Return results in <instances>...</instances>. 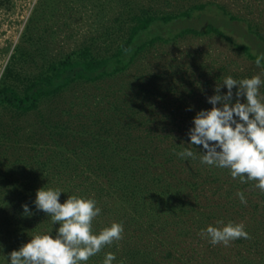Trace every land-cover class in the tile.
Returning a JSON list of instances; mask_svg holds the SVG:
<instances>
[{"label": "trees", "instance_id": "trees-1", "mask_svg": "<svg viewBox=\"0 0 264 264\" xmlns=\"http://www.w3.org/2000/svg\"><path fill=\"white\" fill-rule=\"evenodd\" d=\"M114 22L105 32L111 46L104 55L82 46L24 74L16 69L19 46L10 52L0 75V124L36 113L47 137H8L0 148V264H10L9 254L34 235H55L59 225L34 204L43 187L62 191L60 203L71 195L94 199L101 209L92 222L94 233L122 224L123 238L86 264H103L109 252L116 257L112 264H264V192L226 168L202 164L204 149L190 145L188 136L197 112L212 108L207 98L225 77H252L237 60L181 59L157 73L142 72L137 85L130 81L110 95L83 97L85 105L92 104L84 108L78 102L74 114V102L65 100L66 118L54 120L42 109L72 86L118 78L150 48L187 36L220 38L237 58L256 65L264 55L260 22L215 1L161 13L141 5ZM257 67L264 81V60ZM226 93L222 87L220 94ZM73 115L77 121H71ZM185 148L195 158L177 155ZM25 204L33 215H24ZM217 221L243 224L251 238L212 245L201 232L222 227Z\"/></svg>", "mask_w": 264, "mask_h": 264}, {"label": "rangeland", "instance_id": "rangeland-1", "mask_svg": "<svg viewBox=\"0 0 264 264\" xmlns=\"http://www.w3.org/2000/svg\"><path fill=\"white\" fill-rule=\"evenodd\" d=\"M215 1L224 4L233 14L260 22L264 32V0H0V75L9 59L10 52L18 45L22 55L17 59L16 69L24 74H34L42 64L53 58H60L71 50L90 46L101 55L110 51V38L105 32L116 25L115 17L135 11L141 5H150L161 12L178 11L191 3ZM198 59L220 62L224 59L237 60L253 75L260 76V69L249 61H242L234 55L226 42L216 37L181 38L173 44H158L146 51L136 64L125 74L95 86L78 83L45 104V116L57 120L64 115V106L74 102V114L78 102L82 107L86 100L96 93L110 95L122 85L133 82L137 85L142 72L157 73L164 65L176 64L181 59ZM218 60V61H219ZM159 89H165L164 83ZM160 93V98L166 93ZM107 100V97H105ZM166 99V98H165ZM264 102V98L260 97ZM64 115L63 118H66ZM40 116L32 113L15 124L4 121L0 124V148L8 137H47L43 131ZM71 121H77L73 115ZM76 123V122H75ZM18 133V134H15ZM3 139V140H2Z\"/></svg>", "mask_w": 264, "mask_h": 264}, {"label": "clouds", "instance_id": "clouds-1", "mask_svg": "<svg viewBox=\"0 0 264 264\" xmlns=\"http://www.w3.org/2000/svg\"><path fill=\"white\" fill-rule=\"evenodd\" d=\"M262 60L264 55L257 56L256 65ZM262 83L259 75L239 81L225 77L223 83L216 86V94L207 98L212 108L197 112L188 136L190 145L203 147L202 164L226 168L233 178L240 177L245 183L254 181L255 187L264 192V102L259 98ZM225 86L227 93L221 95V88ZM241 97L245 102L240 101ZM177 155L182 159L195 158L187 148ZM61 193L52 188L37 190L36 209L43 211L59 227L54 236L36 234L19 250H13L7 257L10 264H86L104 247L123 238V226L115 222L99 233L93 232L92 222L101 213L94 199L71 195L60 203ZM237 195L242 204L247 203L242 192ZM22 207L25 216L33 215L27 204ZM217 224L222 227L210 225L201 232L212 245L228 246L231 241L251 238L243 224L229 222L224 225L223 221ZM115 259V254L109 252L103 264H112Z\"/></svg>", "mask_w": 264, "mask_h": 264}]
</instances>
